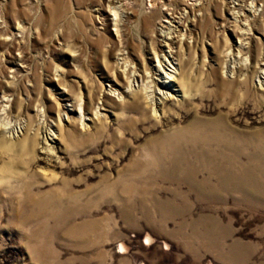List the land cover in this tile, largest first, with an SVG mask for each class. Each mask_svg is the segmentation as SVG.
<instances>
[{
    "label": "rangeland",
    "instance_id": "rangeland-1",
    "mask_svg": "<svg viewBox=\"0 0 264 264\" xmlns=\"http://www.w3.org/2000/svg\"><path fill=\"white\" fill-rule=\"evenodd\" d=\"M263 59L264 0H0V264H264Z\"/></svg>",
    "mask_w": 264,
    "mask_h": 264
},
{
    "label": "bare ground",
    "instance_id": "bare-ground-1",
    "mask_svg": "<svg viewBox=\"0 0 264 264\" xmlns=\"http://www.w3.org/2000/svg\"><path fill=\"white\" fill-rule=\"evenodd\" d=\"M115 18H116V16H115ZM165 22H167L168 25L170 24L169 20L165 21ZM115 24H117V21L115 22ZM171 33L172 32L166 33V35H164L165 39L168 40V39L174 38L175 35H172ZM167 40H165V41H167ZM165 44H167V43L165 42ZM168 53H169V56L171 58H169L168 55L165 53V54H163V61L164 62H162L160 60H157L158 67H159L158 69L163 71L162 73H164L163 75H164L165 78H167V80L164 79L163 81H159V82H161V84L160 85H156V83H154L153 79L151 78V76L149 75L148 72L145 73L146 80L142 79V77H143L142 75L141 76L139 75L140 81H143V82L145 81L144 83L141 82V87H142L141 89H143V92L146 93L145 94L146 97L149 98L150 102H152L153 104H159L160 102H162L163 99H166L167 97L170 96V94L168 92L164 91V89L165 88H170L172 86L171 82L175 80V75L173 73L176 71V67L172 66L173 60L175 58L170 54V52H168ZM230 54H231L230 51H228L226 53V55H227L226 62H227V60L228 61H232L233 57L231 58ZM155 56L158 57L156 53H155ZM237 57H239V56H237ZM168 67H170V68L168 69ZM134 72L135 71L131 72L133 74L132 78H130V79L128 78L129 79V84H130L128 87L132 86V82H134V81L138 82V79L134 76ZM257 78H258V81L260 82V84L264 86V62L261 63V70L259 71V74L257 75ZM137 85L139 86L140 84H137ZM3 101H4V99L2 98L0 100V116L2 114L3 115L5 114L4 116L5 117L7 116V118L8 117L9 118L10 117H15L14 119L12 118L15 122L19 121L21 118H24V115L21 114L22 113V109L24 107V105H23V103L21 101H17V102L13 101L12 104H11V107L9 109H6L5 105L3 104ZM135 102H137V101H135ZM98 112H99V110H98V108H96V111L94 112L95 116L97 114H99ZM79 114H80L81 119H83V117L85 115L82 114V106H81V104H79ZM59 115H60V113H59ZM38 116L39 115L36 112V117H38ZM25 118H26V122L28 123L27 125H29V124L31 125L33 121L32 120L30 121V117L27 115ZM59 120H60V118H59ZM10 123L11 122H9V120H7L6 122H1L0 121V139H1V143H3L2 140L5 139V135H3L4 134V129L5 128H9V126H6V125H10ZM12 128H13V126H12ZM28 131L29 130L27 129V131H25V134L22 131V133L24 135L22 134L23 138H21V141H24V142L26 141L27 142V146H26L25 151L28 152V154H29V153H32L34 148H35L36 138L38 136V133H36V132H38V130L36 132H34V133H29ZM8 146H10V142L8 143ZM19 179L22 180L23 176H20ZM22 208L28 210L31 215L40 212V203H39L38 199L33 194L31 195L28 190H26L24 192V200H23V203H22Z\"/></svg>",
    "mask_w": 264,
    "mask_h": 264
}]
</instances>
